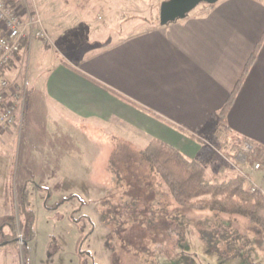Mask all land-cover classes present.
<instances>
[{"label":"crops","instance_id":"crops-1","mask_svg":"<svg viewBox=\"0 0 264 264\" xmlns=\"http://www.w3.org/2000/svg\"><path fill=\"white\" fill-rule=\"evenodd\" d=\"M7 1L24 21L39 14L44 36L37 35L38 26L29 29L3 70L16 79L28 61L34 67L29 84L15 80L23 95L17 122L0 137L3 210L25 190L30 204L36 193L48 209L80 200L98 162L109 168L117 138H132L138 152L156 138L198 159L208 135L264 148V0L205 3L184 18L143 22L115 38L111 3L107 16L88 20L73 11L75 0ZM60 40L77 47L57 53ZM237 85L221 127L218 113ZM263 167L246 172L264 195ZM15 169L23 170L19 193ZM220 169L205 175L219 179ZM51 189L43 202V190ZM91 193L84 189L88 202Z\"/></svg>","mask_w":264,"mask_h":264},{"label":"rangeland","instance_id":"rangeland-1","mask_svg":"<svg viewBox=\"0 0 264 264\" xmlns=\"http://www.w3.org/2000/svg\"><path fill=\"white\" fill-rule=\"evenodd\" d=\"M162 1L165 0H75L77 8L74 7L73 11L88 20L96 19L100 15L107 16V6L111 3L109 20L115 38L120 30L133 32L143 22L157 23ZM204 5L198 4L193 11ZM69 43L61 46L63 41L57 42L55 48L62 51L57 53L71 52L77 47V43ZM43 44L48 46L47 41ZM33 71V62L29 64L28 61L27 68L23 65L16 71V79L30 82ZM16 79L8 77L16 96L10 94L7 100L13 97L14 101L20 102L23 95L15 85ZM117 139L109 168L101 167L107 163L98 162L100 167L95 169L94 183L84 186L79 194L80 200L67 198L59 206L48 209L43 207L41 196L35 193L32 204L26 209L20 196H14L6 209L0 207V264H264V241L243 217H237L231 225L240 233L252 237L246 254L239 253L227 259L210 249L199 230L210 222L214 212L181 208L174 204L159 178L147 165L140 163L139 152L130 141L133 139ZM201 139L203 147L199 161L208 177L221 173L220 167L223 168V175L219 179H225L238 172L239 168L246 171L255 163L264 165L251 153L241 154L244 143L236 151L231 149L235 145L234 137L217 134ZM105 149V153L109 154L110 146ZM22 174L23 170L15 169L17 193L20 192ZM27 187L33 188L30 184ZM87 188L92 191L90 197H94L90 202L83 194ZM50 192L52 189L48 192L43 190V202ZM57 201L49 204H56ZM28 210L33 214H29ZM220 217L223 221L228 220ZM8 220L15 221L16 227L10 226ZM28 220H32V225ZM79 227L81 232L77 229ZM31 231L32 237L24 243L22 235L27 236ZM81 235L83 258L76 253ZM14 236L15 239L9 241ZM219 246L222 252L226 250L225 245Z\"/></svg>","mask_w":264,"mask_h":264},{"label":"trees","instance_id":"trees-1","mask_svg":"<svg viewBox=\"0 0 264 264\" xmlns=\"http://www.w3.org/2000/svg\"><path fill=\"white\" fill-rule=\"evenodd\" d=\"M237 89L238 85L218 113L221 127H223L224 117L232 96ZM244 142L246 140L236 138L235 145L231 146V149L236 151ZM251 146V156L264 162V148L252 144ZM139 158L140 163L147 165L159 178L165 187V193L178 207L214 212L210 222L199 230L210 249L217 251L227 259L239 253L246 254L252 237L240 233L239 229L231 225L236 222L237 217H243L247 223L255 227L259 237L264 241V195L259 189L251 191L246 179L240 173L234 172L225 179H208L205 175V168L198 158H189L179 149L156 138H152L139 150ZM21 204L24 209L30 206L26 190L21 197ZM28 213L33 214L31 210H28ZM220 216L228 220L223 221ZM71 221L77 224L72 218ZM28 222L32 225V220ZM8 223L16 227L15 221L8 220ZM77 229L82 231L81 227ZM32 234L31 231L27 236L22 235V241L25 243L32 237ZM14 239L15 236L9 241ZM82 239L81 235L76 244V253L79 258L84 257V252L80 247ZM219 245H225L226 250L222 252Z\"/></svg>","mask_w":264,"mask_h":264},{"label":"built area","instance_id":"built-area-1","mask_svg":"<svg viewBox=\"0 0 264 264\" xmlns=\"http://www.w3.org/2000/svg\"><path fill=\"white\" fill-rule=\"evenodd\" d=\"M38 26V36H44L42 30L41 18L35 13L33 18L26 21L21 19L18 11L7 0H0V137L3 133L13 129L17 122V111L19 102L14 101L12 84L3 75V70L8 67L15 55L20 50V40L26 38L29 29ZM12 95L10 101L7 100ZM252 151V146L248 142H244L241 154H247ZM240 154V155H241ZM239 155V154H238ZM244 158V156H241ZM236 159H239L236 157ZM261 165L255 163L252 170L259 169ZM238 173L244 176L247 186L251 191L258 190L256 185L251 181V174L237 169Z\"/></svg>","mask_w":264,"mask_h":264},{"label":"water","instance_id":"water-1","mask_svg":"<svg viewBox=\"0 0 264 264\" xmlns=\"http://www.w3.org/2000/svg\"><path fill=\"white\" fill-rule=\"evenodd\" d=\"M217 0H165L159 8V23L165 25L177 19L184 18L200 3L213 4Z\"/></svg>","mask_w":264,"mask_h":264}]
</instances>
